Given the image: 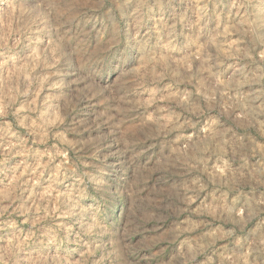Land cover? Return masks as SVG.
I'll return each instance as SVG.
<instances>
[{
  "label": "clouds",
  "instance_id": "clouds-1",
  "mask_svg": "<svg viewBox=\"0 0 264 264\" xmlns=\"http://www.w3.org/2000/svg\"><path fill=\"white\" fill-rule=\"evenodd\" d=\"M0 264H264V0H0Z\"/></svg>",
  "mask_w": 264,
  "mask_h": 264
}]
</instances>
